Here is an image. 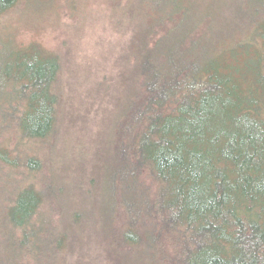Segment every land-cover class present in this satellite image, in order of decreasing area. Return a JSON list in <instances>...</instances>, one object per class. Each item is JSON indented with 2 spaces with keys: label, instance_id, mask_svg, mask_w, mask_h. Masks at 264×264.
I'll list each match as a JSON object with an SVG mask.
<instances>
[{
  "label": "trees",
  "instance_id": "trees-1",
  "mask_svg": "<svg viewBox=\"0 0 264 264\" xmlns=\"http://www.w3.org/2000/svg\"><path fill=\"white\" fill-rule=\"evenodd\" d=\"M95 1L128 39L78 178L53 160L64 58L3 24L78 0H0V264H264V0Z\"/></svg>",
  "mask_w": 264,
  "mask_h": 264
},
{
  "label": "rangeland",
  "instance_id": "rangeland-1",
  "mask_svg": "<svg viewBox=\"0 0 264 264\" xmlns=\"http://www.w3.org/2000/svg\"><path fill=\"white\" fill-rule=\"evenodd\" d=\"M77 3L79 15L75 19H71L67 9L62 12L57 8L36 10L26 6L9 11L3 24L17 44L39 43L61 52L64 58L58 133L61 141L53 160L59 166L64 154L65 169L79 178L103 168L108 137L121 102L104 96L98 81L101 73L112 78L118 72L117 59L128 35L118 33L111 24L106 5L95 0Z\"/></svg>",
  "mask_w": 264,
  "mask_h": 264
}]
</instances>
